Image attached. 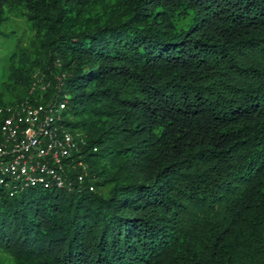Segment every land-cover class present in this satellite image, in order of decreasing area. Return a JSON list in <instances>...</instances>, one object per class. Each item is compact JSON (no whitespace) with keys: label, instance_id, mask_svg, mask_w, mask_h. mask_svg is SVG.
<instances>
[{"label":"trees","instance_id":"16d2710c","mask_svg":"<svg viewBox=\"0 0 264 264\" xmlns=\"http://www.w3.org/2000/svg\"><path fill=\"white\" fill-rule=\"evenodd\" d=\"M12 14L35 47L0 106L65 93L87 168L0 183L12 264H264V0H0V35Z\"/></svg>","mask_w":264,"mask_h":264},{"label":"built area","instance_id":"2783aa9c","mask_svg":"<svg viewBox=\"0 0 264 264\" xmlns=\"http://www.w3.org/2000/svg\"><path fill=\"white\" fill-rule=\"evenodd\" d=\"M62 96L0 106V183L10 194L36 184L69 188L75 183L68 177L72 170L80 169L74 172L78 183L87 175L80 153L86 140L60 121L67 101Z\"/></svg>","mask_w":264,"mask_h":264},{"label":"rangeland","instance_id":"374dc122","mask_svg":"<svg viewBox=\"0 0 264 264\" xmlns=\"http://www.w3.org/2000/svg\"><path fill=\"white\" fill-rule=\"evenodd\" d=\"M3 33L0 35V96L4 98L6 102H12L16 100V96H22L24 92L21 91V85L17 84L11 92H2L5 87V83L11 81L9 74L12 71V66L16 64L18 60L27 61L30 58V51L34 49L35 45L32 40L33 30L28 26L25 18L21 15L12 14L1 24ZM60 60L55 61V66L58 67ZM53 68L54 64H53ZM32 77L42 85L44 84L45 72L37 66H30L28 68ZM54 79L59 78L58 70H55ZM41 85V86H42ZM4 86V87H3ZM56 87V86H55ZM48 87H46L47 89ZM44 88H40L41 93L46 91ZM12 257L0 252V264H12Z\"/></svg>","mask_w":264,"mask_h":264}]
</instances>
